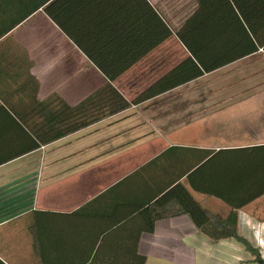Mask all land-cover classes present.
<instances>
[{"label":"crops","instance_id":"obj_1","mask_svg":"<svg viewBox=\"0 0 264 264\" xmlns=\"http://www.w3.org/2000/svg\"><path fill=\"white\" fill-rule=\"evenodd\" d=\"M146 1L49 0L61 26L37 0H0V264L124 259L140 208L178 183L209 223L157 220L138 241L146 264H264V47L40 146L71 115L65 104L109 82L81 44L105 62L149 51L152 6L171 27L111 82L127 101L191 55L176 32L196 0ZM233 213L237 236L215 237Z\"/></svg>","mask_w":264,"mask_h":264},{"label":"trees","instance_id":"obj_2","mask_svg":"<svg viewBox=\"0 0 264 264\" xmlns=\"http://www.w3.org/2000/svg\"><path fill=\"white\" fill-rule=\"evenodd\" d=\"M48 1L37 0L34 9L45 6V11L57 23L63 26L60 19L55 15L54 10H52V6L55 3L49 6ZM144 2L148 8V1L144 0ZM196 3L197 7L194 13L176 32V35L191 55L132 101H127L111 82L115 81L137 63L151 49H154L174 34L171 27L165 25V22L160 18L155 8L153 6L150 7V12L152 13V17L157 19L160 25L155 22V19H152V31L160 32V34L157 33L156 36L153 34V42L149 51L141 52L129 59L128 57L114 58V54H107L109 61L105 62L103 61L105 54H96V51L93 52L81 44L89 58L103 72L109 82L101 91L92 98H89L87 102L82 103L81 106L70 107L65 104L66 110H70L71 115H67L62 123L60 119L56 121L57 131L53 134L42 132L43 134H40V146L43 143H48L54 139L74 133L103 119L106 113V111H103V107L105 106L112 113L121 111L133 103H139L148 97H152L203 76L205 73L211 72L243 55L257 50L258 47H264V0H196ZM88 5L93 8L95 4L88 3ZM234 25L237 28H241L240 33L238 31L236 32ZM224 26L226 29L223 28ZM229 28L233 30L229 31ZM243 34L247 38L246 41H243L245 39L243 38ZM232 38L238 39L233 46L229 47L224 45L225 39L228 44ZM239 45L243 48L241 52L231 51L238 48ZM219 46H225L226 52L221 53V55L214 59L212 50L214 48L218 49ZM97 97L99 98L96 99ZM80 110L81 115H79ZM233 207L239 208L241 206L235 205ZM140 209L139 217H141L142 227L137 229L135 236L136 243L129 247V255H125L126 258L124 259L106 261L96 259L99 254L97 251L94 260L87 262V264H146V258L138 251V241L142 232L151 233L154 231L157 220L188 214L195 225L202 231L205 230L210 220L208 210L180 183L169 188L154 201L142 206ZM236 217V213L228 217L227 221L232 218L235 221H231L232 224L230 222L225 223L227 231L225 232L223 228L218 229L223 234L215 237L237 236Z\"/></svg>","mask_w":264,"mask_h":264}]
</instances>
